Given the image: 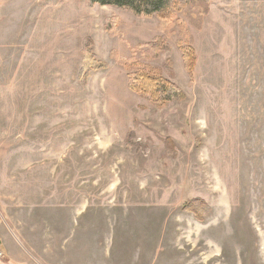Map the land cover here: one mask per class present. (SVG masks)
Masks as SVG:
<instances>
[{
    "label": "rangeland",
    "instance_id": "374dc122",
    "mask_svg": "<svg viewBox=\"0 0 264 264\" xmlns=\"http://www.w3.org/2000/svg\"><path fill=\"white\" fill-rule=\"evenodd\" d=\"M162 26L0 0V264H264V0H210L191 74ZM87 39L108 67L84 79ZM134 59L184 98L133 91Z\"/></svg>",
    "mask_w": 264,
    "mask_h": 264
},
{
    "label": "trees",
    "instance_id": "16d2710c",
    "mask_svg": "<svg viewBox=\"0 0 264 264\" xmlns=\"http://www.w3.org/2000/svg\"><path fill=\"white\" fill-rule=\"evenodd\" d=\"M92 4L100 6H113L126 10L138 18L152 17L156 15L162 27H177L178 46L183 54L185 66L189 74L195 67L196 52L193 47L191 32L189 27L197 28L203 21L208 11L210 0H88ZM111 27L108 25L107 29ZM111 32V29H110ZM92 39H87L84 45V61L80 70V77L86 78L89 73L98 69H106L108 64L98 60L93 52ZM147 48L152 55H159L168 49L165 36L156 37L148 43ZM127 59L123 58V62ZM128 68V81L130 88L147 97L157 106H165L172 100L184 98L181 88L166 78L159 69H148L140 65L139 61L134 59L130 61ZM186 210L193 213L197 219H203L207 212V206L199 199L193 200L185 207Z\"/></svg>",
    "mask_w": 264,
    "mask_h": 264
},
{
    "label": "bare ground",
    "instance_id": "6f19581e",
    "mask_svg": "<svg viewBox=\"0 0 264 264\" xmlns=\"http://www.w3.org/2000/svg\"><path fill=\"white\" fill-rule=\"evenodd\" d=\"M25 135H26V134H25ZM5 136H6V135H5ZM3 137H4V136H3ZM27 159H28V158H27ZM13 168H14V167H13ZM15 168H16V167H15ZM15 168H14V169H15ZM10 169H11V168H10ZM9 175H10V174H9ZM10 177H11V176H10ZM5 195H6V194H5ZM8 195H9V194H8ZM20 223H21V222H20ZM36 228H37V227H36ZM33 229H34V228H33ZM43 229H44V228H43Z\"/></svg>",
    "mask_w": 264,
    "mask_h": 264
}]
</instances>
